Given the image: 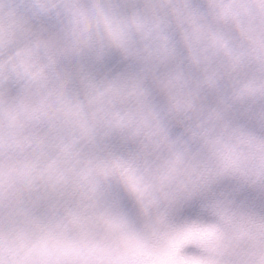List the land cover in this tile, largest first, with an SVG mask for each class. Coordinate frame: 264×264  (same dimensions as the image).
<instances>
[{
    "label": "clouds",
    "instance_id": "9594fccd",
    "mask_svg": "<svg viewBox=\"0 0 264 264\" xmlns=\"http://www.w3.org/2000/svg\"><path fill=\"white\" fill-rule=\"evenodd\" d=\"M0 264H264V0H0Z\"/></svg>",
    "mask_w": 264,
    "mask_h": 264
}]
</instances>
